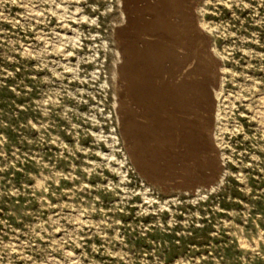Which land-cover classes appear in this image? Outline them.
<instances>
[{"label": "rangeland", "instance_id": "1", "mask_svg": "<svg viewBox=\"0 0 264 264\" xmlns=\"http://www.w3.org/2000/svg\"><path fill=\"white\" fill-rule=\"evenodd\" d=\"M0 264H264V0H0Z\"/></svg>", "mask_w": 264, "mask_h": 264}, {"label": "bare ground", "instance_id": "2", "mask_svg": "<svg viewBox=\"0 0 264 264\" xmlns=\"http://www.w3.org/2000/svg\"><path fill=\"white\" fill-rule=\"evenodd\" d=\"M201 170V169H200Z\"/></svg>", "mask_w": 264, "mask_h": 264}]
</instances>
